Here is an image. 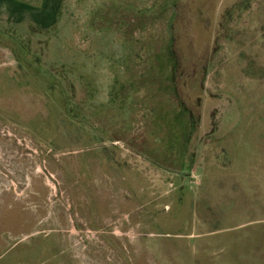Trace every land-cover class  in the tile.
<instances>
[{
    "label": "rangeland",
    "instance_id": "1",
    "mask_svg": "<svg viewBox=\"0 0 264 264\" xmlns=\"http://www.w3.org/2000/svg\"><path fill=\"white\" fill-rule=\"evenodd\" d=\"M57 6L0 22V264H264V0Z\"/></svg>",
    "mask_w": 264,
    "mask_h": 264
},
{
    "label": "crops",
    "instance_id": "2",
    "mask_svg": "<svg viewBox=\"0 0 264 264\" xmlns=\"http://www.w3.org/2000/svg\"><path fill=\"white\" fill-rule=\"evenodd\" d=\"M54 2L52 5H42L43 7L35 6L25 3V0H0V22L10 24H22L26 21L40 23L39 17L41 10L44 11L47 17L56 15L57 1L62 0H51ZM44 26L51 25V21H43Z\"/></svg>",
    "mask_w": 264,
    "mask_h": 264
}]
</instances>
